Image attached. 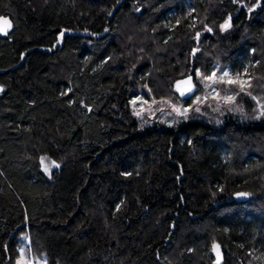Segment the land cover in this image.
Segmentation results:
<instances>
[{"label":"trees","instance_id":"16d2710c","mask_svg":"<svg viewBox=\"0 0 264 264\" xmlns=\"http://www.w3.org/2000/svg\"><path fill=\"white\" fill-rule=\"evenodd\" d=\"M0 17V264L26 240L46 264H264L255 100L175 127L131 111L246 63L264 112V0H0Z\"/></svg>","mask_w":264,"mask_h":264},{"label":"rangeland","instance_id":"374dc122","mask_svg":"<svg viewBox=\"0 0 264 264\" xmlns=\"http://www.w3.org/2000/svg\"><path fill=\"white\" fill-rule=\"evenodd\" d=\"M198 38L199 34H196V40ZM197 53L198 48H193L189 56L190 59H193ZM249 63L255 66L258 64V61L252 60ZM245 65L246 63H244V67L236 73L231 72L227 68H217L216 71H213L217 73L218 77L221 76L223 72H228L229 76L224 77V82L215 78L213 80H207L205 79V77H207L206 74L202 76L200 74L197 75L198 72L194 75L187 73V75L175 85L177 94L180 97L178 101H175V98L169 95L162 101H152L139 94L135 98H131L132 114L143 126L164 124L167 127H175L178 123L190 117L205 118L207 121L216 123V121H219L217 118L223 115L221 111L228 110V112H230L241 110V104H235L236 97L240 96V99L248 97L251 100H255L257 103L255 118L259 119L262 109L257 96L262 95V89L258 88L257 84L250 78V73L247 70V66L245 68ZM186 80L188 83H182ZM228 80H232L234 83L229 84L227 83ZM178 83L179 90L177 88ZM181 93H183V95H181ZM217 93H219V95H217ZM226 95L232 96L233 99L231 101H226L224 99ZM175 109H179L180 112L178 113ZM185 109H187L186 113L184 112ZM27 245V240L20 244L19 255L14 264H46L44 257L32 258L30 252L26 248Z\"/></svg>","mask_w":264,"mask_h":264},{"label":"snow or ice","instance_id":"6c2138e0","mask_svg":"<svg viewBox=\"0 0 264 264\" xmlns=\"http://www.w3.org/2000/svg\"><path fill=\"white\" fill-rule=\"evenodd\" d=\"M232 2L233 3H238L239 0H232ZM243 6L244 5L241 4V7H243ZM249 10L251 11L252 9L250 8ZM0 24L6 25L9 28L11 27L10 22L8 20H6V19H3V18H0ZM229 26H230V22L229 21H225L224 24L220 25L221 29H226ZM0 34H7L6 33V28L0 27ZM197 75H199V73H197ZM228 76H229V73L228 72H223L222 75L219 76V77L217 76V73L216 72H213L211 74V76H207V77H205V79H207V80H213L215 78V79H219L221 82H224V77H228ZM182 83H188V81L186 80V81H183ZM227 83L231 84V83H234V81L228 80ZM177 88L179 90V83L177 85ZM213 91H214V89H213ZM181 95H183V93H181ZM217 95H219V93H217ZM224 99L226 101H231L233 99V97L226 95L224 97ZM175 111H177L178 113L180 112L179 109H175ZM184 112L186 113L187 112V109H185ZM181 114H184V113H181ZM261 115H264V112H262ZM46 161H47V157H41L40 163L43 166L45 172H48L49 169L52 168V167H59V165L56 164L54 161L47 162V163H46ZM213 248L214 249L216 248V245L215 244L213 245Z\"/></svg>","mask_w":264,"mask_h":264},{"label":"water","instance_id":"95a60500","mask_svg":"<svg viewBox=\"0 0 264 264\" xmlns=\"http://www.w3.org/2000/svg\"><path fill=\"white\" fill-rule=\"evenodd\" d=\"M113 12H112V14H113ZM227 21H229V20H227ZM0 27L6 28V33L8 32L9 27H7L6 25L0 24ZM106 34H107V30L105 29L103 31V33H101L98 37L99 38H104L106 36ZM0 35L2 36V35H5V34H0ZM233 198L237 202H246V201L249 200L250 196H249V194H247L245 192H237V193H235L233 195Z\"/></svg>","mask_w":264,"mask_h":264},{"label":"flooded vegetation","instance_id":"af4514ba","mask_svg":"<svg viewBox=\"0 0 264 264\" xmlns=\"http://www.w3.org/2000/svg\"><path fill=\"white\" fill-rule=\"evenodd\" d=\"M9 30V29H8Z\"/></svg>","mask_w":264,"mask_h":264}]
</instances>
